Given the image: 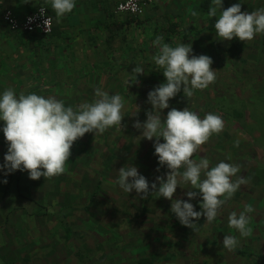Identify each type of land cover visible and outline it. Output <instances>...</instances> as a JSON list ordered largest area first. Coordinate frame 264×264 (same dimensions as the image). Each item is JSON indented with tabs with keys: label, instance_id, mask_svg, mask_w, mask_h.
I'll return each mask as SVG.
<instances>
[{
	"label": "rangeland",
	"instance_id": "obj_1",
	"mask_svg": "<svg viewBox=\"0 0 264 264\" xmlns=\"http://www.w3.org/2000/svg\"><path fill=\"white\" fill-rule=\"evenodd\" d=\"M120 3L107 6L105 16L98 22H93L99 19L98 16L84 14L74 27L69 14L60 22L47 6L54 31L58 29L72 35L82 31V39H65L73 45L68 47L70 60L60 61L55 70L51 68L55 63L39 51L36 55L31 53L29 43L33 42L32 38L27 45L21 44L26 34L11 31L0 12V95L12 88L17 97L20 93L55 96L66 107H76L83 102H92L96 98L95 90L102 88L109 95H121L125 103L122 125L109 128L103 134L87 133L80 138L73 145L63 174L34 181L27 172L16 171L10 174L13 185L22 176L24 192L33 194L31 198L44 200L57 208H76L73 210L74 224L82 227L84 234L87 230L90 233L89 264H139L144 257L151 258L154 264H250L246 257L238 254L239 250L264 256V48L259 55L246 53L244 58L237 59L228 51L234 39L221 41L216 33H199L196 39L185 42L192 44L193 54L207 55L213 60L212 68L218 71L216 79L206 89L194 90L190 98H186L181 90L169 101V109L163 110L162 118L172 108L183 110L186 107L201 119L208 113L222 117L223 131L213 134L193 159L199 161L206 156L210 168L221 161L238 165L240 172L237 175L249 180L226 201L211 224H205L206 217L193 221L199 224L194 231L180 224L170 210V200L155 195L138 199L135 190L124 192L116 183L115 172L125 165H134L148 180L151 193L155 178L163 175L166 179L169 171L166 166L161 168L154 154L155 138L152 141L137 138L142 133L132 126L137 119L141 123L146 121V112L152 107L147 103L149 92L166 82L163 69L153 60L159 50L154 41L162 36L165 43V28L149 40L143 37L144 32L138 39H129L125 32L114 39L110 25H114V19L120 15L116 11ZM43 5L39 3L37 7ZM7 9L0 7V10ZM149 10L136 19L145 21ZM26 15H20V18ZM49 44L56 45L55 41ZM235 46L239 50L245 47ZM125 47L129 52L125 53ZM250 50L254 51L253 48ZM51 58H55V54ZM136 66L144 70L138 83L131 75ZM57 71L64 78L51 80L50 74ZM75 74V80L70 78ZM3 127L4 122L0 121V139L4 137ZM3 143L8 149L6 140ZM2 162L5 163L4 158ZM157 168H160L159 172ZM96 190L97 196L92 199ZM188 190L178 187L173 199L182 198L192 203L196 211H202V197L189 201L185 194ZM31 198L20 201H28V205ZM248 205L254 209L247 214L252 234L240 237L237 230L229 227L228 216L233 211L239 215ZM226 235H235L240 241L232 251L223 248Z\"/></svg>",
	"mask_w": 264,
	"mask_h": 264
},
{
	"label": "clouds",
	"instance_id": "obj_2",
	"mask_svg": "<svg viewBox=\"0 0 264 264\" xmlns=\"http://www.w3.org/2000/svg\"><path fill=\"white\" fill-rule=\"evenodd\" d=\"M49 2L57 20L76 7L75 0ZM39 11L45 17L43 26L48 33L52 17L46 15L44 7ZM192 14L196 15L195 12ZM208 15L218 16L214 27L216 37L221 41H232L235 38L241 42L251 41L257 34H264V8L242 12L239 3L224 9L223 0H211ZM32 20L33 18H29V23ZM154 45L159 50L153 60L163 69L166 82L149 92L147 103L152 107L146 112V121L141 123L137 119L132 126L142 133L137 138L142 137L148 141L155 138L154 154L158 157L161 168L166 166L169 171L166 179L163 175L155 178L156 182L151 184V193L148 180L134 165H125L115 172L116 183L124 192L131 193L135 190L138 199H148L149 195H155L170 200V210L180 224L196 231L199 224L193 221L206 217L205 224H211L226 201L249 180L237 175L240 172L238 165L221 161L210 168V161L206 156L199 161L193 159L213 134L223 131L222 117L208 113L201 119L196 112L186 107L183 110L172 108L162 118L163 110L169 109V101L181 90L186 98H190L194 90L206 89L215 81L218 71L212 68L213 60L207 55L193 54L191 43L173 47L164 43L162 36H158ZM143 74L144 70L139 66L131 72L135 83H138V77ZM95 97L92 102L66 107L55 96L20 93L17 97L12 88L6 89L0 95V121L4 122L2 131L8 150L0 171L6 169V175L24 171L34 181L41 177L47 180L63 174L66 163L72 156L73 145L80 138L87 133H94L95 136L103 134L109 128L122 125V110L125 107L122 96L109 95L102 88H97ZM156 171L159 172L160 168ZM233 177L236 179L233 180ZM178 187L189 189L185 193L189 201L202 197V211H196L192 203L182 198L173 199ZM253 211L252 206L248 205L239 215L235 211L229 214L228 225L237 230L240 237L252 234L247 214ZM239 242L235 235H226L222 245L232 251Z\"/></svg>",
	"mask_w": 264,
	"mask_h": 264
},
{
	"label": "crops",
	"instance_id": "obj_3",
	"mask_svg": "<svg viewBox=\"0 0 264 264\" xmlns=\"http://www.w3.org/2000/svg\"><path fill=\"white\" fill-rule=\"evenodd\" d=\"M119 2H123V0H75L76 7L69 13L71 26L74 27L76 21L82 20L84 14L98 16L99 19L93 20V22H98L105 16L107 6H115ZM39 3L45 4L43 5L45 7L48 6L51 13L55 15L49 0H0V7L9 8L20 17L30 11L34 12ZM205 3L210 6L211 0H156L155 5L151 6L150 10L148 9L145 21L137 20L138 18H133L129 14L117 15L118 19H114V25H110L115 33L112 36L115 39L117 34L121 35L125 32L129 39H131L130 37L138 39L139 35L144 32L143 37L149 40L156 36V32L165 28V43L175 47L190 42L191 39H196L197 34L208 32L210 16L202 8ZM238 3L241 4L242 12L264 8V0H223V8L227 9ZM93 6L95 8H91ZM1 11L4 17L6 10ZM192 12H195L196 15H193ZM61 20L64 21L62 17L59 21L61 22ZM55 26L58 27V24ZM81 35L82 31H79L78 35L77 33L72 35L55 29L50 42L55 41L56 45H52L53 50L49 57L50 62L55 63L56 66H51L53 70L58 69L60 61L70 60L68 56L71 51L68 47L71 43L65 39H82ZM236 44L245 47L242 48L243 50H239V47L235 46ZM263 44L264 34H257L251 41L244 42L235 38L228 51L232 47H236L244 58L246 53L261 54L264 48ZM131 46L132 43L128 48L131 49ZM128 48H124L125 53L129 52ZM251 48H253V52H251ZM54 54L55 58H51ZM50 75L51 80L64 78V75L58 71ZM75 77L77 78L76 74L75 76L70 75L72 79ZM4 140H6L4 137L0 139V165L4 164L2 158L8 150L3 143ZM6 172V169L0 171V264H89L90 233L87 230L84 234L83 228L74 224L73 210L76 208L73 206L57 208L44 200L31 198L33 194L27 195L24 192L23 177L21 176L22 179L18 182L20 187L18 185L12 187L11 175H6ZM5 180L7 183H4ZM27 197L43 207H33L35 205L31 201L28 205V201L27 203L20 201Z\"/></svg>",
	"mask_w": 264,
	"mask_h": 264
},
{
	"label": "built area",
	"instance_id": "obj_4",
	"mask_svg": "<svg viewBox=\"0 0 264 264\" xmlns=\"http://www.w3.org/2000/svg\"><path fill=\"white\" fill-rule=\"evenodd\" d=\"M156 0H124L117 7V13L129 14L135 17L143 16ZM44 7L46 15L50 16L47 7L40 6L34 12L27 14L25 17L20 18L17 14L9 9L4 13V20L8 27L13 32H25V33H39L48 36L53 33L54 23L51 21V27L49 32L45 30L43 26V20L45 17L40 15L39 9ZM29 18H33L32 22L29 23Z\"/></svg>",
	"mask_w": 264,
	"mask_h": 264
},
{
	"label": "trees",
	"instance_id": "obj_5",
	"mask_svg": "<svg viewBox=\"0 0 264 264\" xmlns=\"http://www.w3.org/2000/svg\"><path fill=\"white\" fill-rule=\"evenodd\" d=\"M202 8L205 10V12L208 14L209 6L207 3L203 4ZM217 17H210L209 25L207 27V31L210 33H216L215 32V22ZM54 31V29H53ZM25 33V32H22ZM25 37H22L21 44L27 45L28 40L32 38V43H29V48L31 53H35L36 51H39L45 58L49 59L50 53L52 51V45L50 46L49 42L52 41V34L45 36L39 33H25ZM28 34V35H27ZM36 41V43H34ZM229 54L233 58L241 59V54L237 51L236 47H232L229 51ZM19 180L16 181L15 186L18 185ZM11 185H13V179L11 180ZM13 187V186H12ZM98 190H96L92 196V199L97 196ZM33 204L39 205L35 201L30 200ZM41 208V207H40ZM238 254L246 257L250 264H264V256L263 255H257L253 252H246V251H238ZM139 264H154L153 260L148 257H144L140 260Z\"/></svg>",
	"mask_w": 264,
	"mask_h": 264
},
{
	"label": "bare ground",
	"instance_id": "obj_6",
	"mask_svg": "<svg viewBox=\"0 0 264 264\" xmlns=\"http://www.w3.org/2000/svg\"><path fill=\"white\" fill-rule=\"evenodd\" d=\"M118 127V126H117ZM132 136V135H131ZM99 165V164H98ZM113 167V166H112ZM98 223V222H97Z\"/></svg>",
	"mask_w": 264,
	"mask_h": 264
}]
</instances>
